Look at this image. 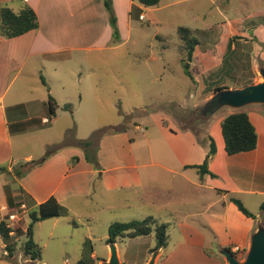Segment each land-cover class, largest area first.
Wrapping results in <instances>:
<instances>
[{
  "label": "crops",
  "instance_id": "1",
  "mask_svg": "<svg viewBox=\"0 0 264 264\" xmlns=\"http://www.w3.org/2000/svg\"><path fill=\"white\" fill-rule=\"evenodd\" d=\"M184 1L187 0H162L160 4H164L161 9ZM112 4L120 32L118 41L113 36L105 0H0V27L1 9L4 6L19 13L27 5L34 10L39 21L38 29L24 35L15 38L0 37L3 60L9 59L15 63L13 68H16V76L25 69L29 61L37 60L40 62L41 69L38 73L40 74L48 65L58 64L55 58L57 55L75 51L103 52L119 49L130 39L134 15L138 14L140 20L148 18L151 21L150 13L160 7L159 4L147 8L136 0H112ZM214 5L217 7V4L214 3ZM218 10L220 14L224 12L222 9ZM141 16L144 19H141ZM227 16L224 15V17ZM123 18L127 24L125 33L122 28ZM239 36L241 38L231 45L228 54L230 61L234 59V66L236 62L239 63L240 56L249 54L246 52L248 48H253L250 47L251 44L247 39ZM233 37L237 36L233 35ZM261 43L264 44L263 41ZM239 54L240 56L237 57ZM193 61L194 58L191 64ZM261 61L263 63L261 69H255L252 78L246 83L247 86L263 82L261 74L264 70L263 53ZM206 67L194 76L200 94L198 93L197 101L193 100L189 107H197L209 101L218 88L213 87L212 91L207 90V94L204 95L206 97L202 100V92L207 89V81L212 83L208 75L212 73L213 66ZM57 73L58 71L54 72L53 79L61 90L57 97L53 95L55 99L52 97L54 91L51 87L47 93L43 92V95L41 93V98L30 103L3 107L2 101L9 87L2 91L0 86L2 92L0 96V162L12 157L15 148L25 162H41L38 167L22 178L11 174L16 182V188L0 183L1 212L9 211L14 214L12 211L16 208L15 206H18L17 208L25 209L24 212L27 213L51 197H55L61 205L72 212L67 202L74 197L90 198L93 195L95 177L98 176L105 192L114 189H131L133 191L131 202L140 206L139 211L156 212L143 213L146 217H153L158 221V218H163L160 214H165L164 217L168 218L165 224L168 227L172 225L174 230L178 229L179 237L176 239L175 246L169 247L167 244L166 247L156 251L159 255L155 264H228L224 255L219 253L209 255L208 246L218 252L230 249L234 256L235 254L248 255L253 236L260 227L264 228V210L261 208L255 218L247 217L231 201V198H234L232 194L235 193L243 196L264 195V104H251L240 109L223 107L211 115L212 118L224 108L229 110L228 115H230L246 112L243 110L251 107L246 113L258 135L257 148L254 151L228 155L225 151L223 134L221 136L214 126L208 124L207 131H204L202 129L204 125L198 123H196L197 127H181L174 118V125L158 120L145 131L137 125L135 130L141 131L140 137H137L129 131V123L125 120L107 129L109 131L115 128L117 132L107 133L99 140L97 156L101 169L95 170L86 161L84 149L77 145V141L80 140L70 137L73 140L68 142L67 137L71 131H68L66 140L63 142L67 145L45 160L43 158L48 149L58 145L51 146L58 142V136H52L49 132L47 136L36 135L32 142L25 140L27 133L43 130L46 125L56 123L58 110L67 111L63 109L65 104H68L64 93L66 80L57 77ZM1 82L2 79L0 84ZM44 85L47 86L46 83ZM243 88L245 85L241 87ZM222 89L236 90L240 87H222ZM50 97L59 105L54 116L48 115ZM178 104L182 106L180 102ZM212 140L215 142L216 153L210 156L208 168L213 176L209 174L201 176L197 169L191 167L204 163L209 156ZM26 143L31 147L26 148ZM35 150L39 153L35 154ZM37 157L39 159L35 160ZM74 157H78V161L71 165ZM104 207L111 209V206ZM196 218H201L202 223H195ZM95 219L94 215L88 217L89 222ZM15 221L12 225H16ZM55 225L56 223L54 227ZM25 227L22 228L26 232L28 226ZM209 232L214 238L208 237ZM169 233L171 234L172 231L168 229ZM151 237H139L132 241L152 239ZM144 246L145 253H142L144 261L138 264H147L151 258L149 252L153 250V247L147 244ZM236 247L240 249L239 252H234ZM117 250L119 253L118 246ZM90 255L93 260L98 258L94 250ZM110 256L111 252L107 259L100 261H106ZM145 256H147L146 260Z\"/></svg>",
  "mask_w": 264,
  "mask_h": 264
},
{
  "label": "rangeland",
  "instance_id": "2",
  "mask_svg": "<svg viewBox=\"0 0 264 264\" xmlns=\"http://www.w3.org/2000/svg\"><path fill=\"white\" fill-rule=\"evenodd\" d=\"M163 4L150 13L151 21L148 18L140 20L138 14L134 15L130 39L121 48L103 52L75 51L57 55L55 58L58 64L48 65L40 74H38L41 69L40 62L31 60L16 76V68H13L15 63L9 59L3 60L0 49L2 79L0 86L2 91L9 87L2 101L3 107L30 103L41 98V93L42 95L43 92L47 93L51 87L54 91L52 97L55 99L53 95L57 97L61 88L53 79L54 72L58 71L56 76L66 80L64 93L68 104L65 105H69L70 109L66 112L58 110L56 123L46 125L43 130L27 133L25 140L32 142L36 135L47 136L51 132L52 136L59 138L58 142L51 144L53 146L63 143L68 131L74 133L75 140H91L100 131L119 125L125 120L129 123L132 135L140 137L141 131L135 130L137 125L145 131L158 120L174 125L173 118L181 127H197L198 123L204 125L202 129L207 131L208 125L214 126L222 136L221 123L229 114L227 108L220 110L211 118L206 110L212 99L197 107L188 106L193 100L197 101L200 94L194 76L207 68V65L213 66L212 73L208 75L212 83L207 81V89L202 92V100L205 99L207 90L212 91L213 87L240 89L243 85L247 87L246 83L252 78L255 69L259 70L263 65L261 54H264V44L261 41L264 42V0H187L162 10ZM218 9L224 12L220 14ZM222 14L228 16L224 17ZM179 27L192 30L198 40L199 45L196 46L194 61L190 66L192 78L185 74L182 56L178 51ZM122 28L125 33L127 29L125 18L122 20ZM239 35L247 39L253 48H248L246 51L248 55L239 54L237 57L240 56V61L234 66V59L230 61L228 54L231 45L241 38ZM223 90L225 89L221 91ZM1 94L0 90V96ZM215 94L216 90L213 97ZM179 102L182 106L178 104ZM249 108L251 107L243 111L247 112ZM72 140L73 138L68 137V142ZM26 144L28 148L30 145ZM96 145L91 150H97ZM34 152L39 153L38 150ZM83 152L85 154L84 150ZM37 159L39 158H35ZM88 163L94 168L92 163ZM22 164H25V160L15 148L12 157L0 162V168L4 169L0 171V183L16 188V182L11 174ZM232 196L241 201L254 216L260 213L264 205L262 194L243 196L235 193ZM132 197L133 191L129 188L105 192L101 187L100 178L95 177L93 195L90 198H71L67 203L72 212L68 210L65 216L48 219L34 226V241L41 251V259L36 261L30 260L24 254L27 235L22 227L26 228L25 226L30 223L29 216L26 217L30 210L25 213V209L15 206L12 212L18 218L15 221L16 225H10L14 230L13 234L9 240L0 239V264H77L82 259L91 261L92 250L96 251L98 257L94 263L101 264L100 260L107 259L111 252L110 245L108 246L106 242L110 225L115 222L141 220L146 217L143 213H156L151 210L139 211L140 206L131 202ZM104 206H111V209ZM9 214H11L9 211H0V218L3 219ZM89 215L96 216V219L89 222ZM160 215L163 218H158V223L165 224L168 218L164 217L165 214ZM194 221L197 224L202 223L201 218ZM171 226L168 227L172 231L169 233V247L175 246L179 237L178 229L174 230ZM209 233L208 237H213L212 233ZM149 236H152V239L117 240L115 244H118L120 262L138 264L144 261V258L142 259L144 257L142 253H145L144 245H151L153 249L156 247L155 234ZM10 246H15L11 259L4 256L5 250L9 252ZM153 253L149 252L151 258ZM207 253L223 255L222 251L212 250L210 246ZM235 256L240 261L246 258L243 254ZM145 257L146 260L147 256Z\"/></svg>",
  "mask_w": 264,
  "mask_h": 264
},
{
  "label": "trees",
  "instance_id": "3",
  "mask_svg": "<svg viewBox=\"0 0 264 264\" xmlns=\"http://www.w3.org/2000/svg\"><path fill=\"white\" fill-rule=\"evenodd\" d=\"M144 7H155L160 4L162 0H136ZM105 7L109 13L110 25L113 29V36L115 40L120 39V32L117 24V16L113 9L112 0H105ZM39 27V21L36 13L29 6H25L19 13H15L11 8L4 6L1 9V35L6 38H15L24 35L30 31L36 30ZM177 36L179 40L178 51L182 56V63L185 74L191 76L190 66L193 60L195 47L198 44V40L194 37L192 30L179 27L177 29ZM222 88H217L216 91H221ZM50 115L56 114L57 104L55 100L50 97L48 101ZM65 110H69L70 106L65 105ZM222 134L225 142V151L228 155H236L240 153H246L254 151L257 148V131L253 123L251 122L249 115L246 112H236L228 115L221 123ZM115 128L104 131H100L93 139L86 141H77V145L85 151V158L88 162L92 163L95 170H100V166L97 160L98 142L101 137L107 133L117 132ZM72 131L69 134V138H74ZM67 137V138H68ZM97 144V145H96ZM67 144H58L48 149L43 160L56 153ZM96 145L97 150H91ZM90 149V150H89ZM216 153L215 142L211 141V150L209 156L206 158L203 164L199 166H192L191 168L197 169L201 176L206 174H213L209 171V158ZM78 160L77 157L72 159L71 164ZM41 162L30 161L25 162L20 167L15 169L12 173L18 177H24ZM0 171L4 169L0 168ZM9 171V170H8ZM231 201L238 207V209L247 217L255 218L245 206L238 199L231 198ZM9 206H11L9 204ZM14 208V206H13ZM12 208V209H13ZM264 210V205L262 206ZM68 210L61 205L55 197L49 198L47 201L35 206L29 211L30 223L26 230L27 240L24 244V254L30 260L36 261L41 259V251L39 246L34 241V226L42 221L48 219H57L67 214ZM10 214L1 219L0 218V239L9 240L13 228L9 223ZM15 228V226H14ZM155 234L156 247L151 250V253L164 248L168 244V226L166 224L158 223L153 217H146L141 220H132L128 222H115L110 225L108 230L107 244H115L119 239H135L139 237H145ZM7 247V246H6ZM230 252H232L229 249ZM15 252V246L9 247V258L11 259ZM91 261L80 260L77 264H95L94 260Z\"/></svg>",
  "mask_w": 264,
  "mask_h": 264
},
{
  "label": "water",
  "instance_id": "4",
  "mask_svg": "<svg viewBox=\"0 0 264 264\" xmlns=\"http://www.w3.org/2000/svg\"><path fill=\"white\" fill-rule=\"evenodd\" d=\"M263 82L249 85L243 89L218 91L207 107L206 113L213 115L223 107L240 109L251 104H264V70L261 71ZM207 115V114H206ZM111 256L101 264H122L116 244H110ZM228 264H264V228L260 227L253 236L251 248L244 261H240L229 250L222 251ZM158 252L152 255L148 264H155Z\"/></svg>",
  "mask_w": 264,
  "mask_h": 264
},
{
  "label": "built area",
  "instance_id": "5",
  "mask_svg": "<svg viewBox=\"0 0 264 264\" xmlns=\"http://www.w3.org/2000/svg\"><path fill=\"white\" fill-rule=\"evenodd\" d=\"M141 19H144V17L141 16ZM17 218H18L17 215L10 214V216H9V221H10V223H11V226H13V225H12V222L15 221ZM11 234H13V233H11ZM4 247H6V246H4ZM4 250H5V249H4ZM239 251H240V249H239L238 247L234 248V252H239ZM4 256H5V257L9 256V252H8L7 250H5Z\"/></svg>",
  "mask_w": 264,
  "mask_h": 264
}]
</instances>
